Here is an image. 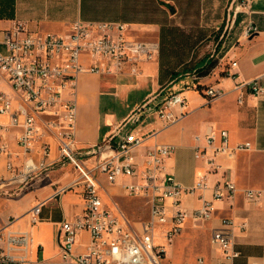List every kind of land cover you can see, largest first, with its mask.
Returning <instances> with one entry per match:
<instances>
[{"label":"crops","instance_id":"1","mask_svg":"<svg viewBox=\"0 0 264 264\" xmlns=\"http://www.w3.org/2000/svg\"><path fill=\"white\" fill-rule=\"evenodd\" d=\"M229 2L230 0H0V7L11 13L9 18H0V40L4 31L16 21L26 23L33 30L67 34L71 24L77 20H109L128 23V32L132 38L158 40L163 44L159 57L140 63L138 73H81L75 98L78 105L76 131L79 147L104 142L136 111L132 110L140 106L146 112L140 121L142 117L149 120L141 126L139 121L133 127L134 132L147 139L140 148L141 152L155 142L173 143L176 151L178 148L181 151H175L167 165L174 168L176 177L184 184H192L203 174H206L211 185L217 180H231L236 184V191L232 195L225 191L226 195L221 199L213 198L211 188L203 192L216 205V213L209 220H196L192 216L193 209L202 203L199 194L183 197L182 204L188 217L182 233L166 248L168 252L165 264H200V257L204 259V264H216L223 257V252L211 244V232L213 228L223 226V218L234 221L226 229L233 231L235 247L240 251L238 261L241 264H264V202L256 205L244 194L246 188L264 189V96L257 97L247 92L243 102H239V90L235 88L237 80H249L264 74V0H252L250 12H229L231 16L228 13L227 20L230 16V22L227 23V29L224 25L225 28H222L223 31L214 40L209 51L193 59L200 43L211 36L208 31L215 32L224 23ZM249 23L258 29L248 35L246 26ZM179 35L186 37L182 40ZM179 48L186 50V56L179 53L178 57H172L170 52H181L177 50ZM191 60L195 61L194 69L175 83L174 80L169 81L173 70L163 73L165 66H187ZM233 60L238 62L235 67L231 66ZM227 69L236 72L237 78L227 75ZM194 71L199 75L195 81V73L192 74ZM107 75H115L117 83L126 90L135 89L138 92L133 97L131 94L127 96L129 100L133 98V102L122 115L111 110L103 114L104 85L109 87L112 83L105 81ZM186 75L193 77L192 86L184 88L186 104L183 108L174 107L176 114L181 110L185 113L166 126L155 108L171 91L182 90L184 83L191 81L184 77ZM2 78L6 85L0 91L10 92L8 82L3 76ZM181 78H186L184 83H181ZM211 85L223 89V95L211 99L206 93V88ZM166 89L170 91L167 92ZM156 100L158 102L155 105H150ZM148 101L150 102L146 104ZM7 120L9 119L5 116L1 118L2 122ZM222 129L228 131L229 146L249 141L251 147L237 150L233 157L220 154L217 162L221 168L219 172H212L205 160L195 156V151L197 147L202 148L207 144L209 130L216 133L215 143H221L219 131ZM17 132L12 127L6 132L9 148L14 153L10 156L5 153L0 157V178L3 181L10 177L6 167L10 159L16 169L23 168L24 157L16 154L21 152L16 141ZM50 141L51 157L55 158L58 147L52 138ZM183 149L190 151V163L183 156ZM35 157L38 158L36 153ZM79 178L73 164L57 163L44 174L30 179L28 184L9 183L6 186L9 192H0V227L8 224L9 228L27 231L32 236L28 261L6 264H68L61 255L59 228L63 220H72L82 212L83 185L63 192L58 189ZM126 178L131 179L126 176L114 185L102 177L106 187L103 197L110 202L107 201L108 204L116 203L109 193L112 190L124 191L121 184ZM40 201H43L40 218L33 223L30 209ZM245 222L244 228L242 224ZM161 231L162 228L158 231L160 236ZM88 240V232L80 233L74 247L75 252L83 251ZM163 240L160 237L158 242Z\"/></svg>","mask_w":264,"mask_h":264},{"label":"built area","instance_id":"2","mask_svg":"<svg viewBox=\"0 0 264 264\" xmlns=\"http://www.w3.org/2000/svg\"><path fill=\"white\" fill-rule=\"evenodd\" d=\"M251 3L252 0H235L234 14L250 12ZM71 25L67 34H60L33 30L26 23L16 21L0 40L4 45V50H0V74L11 88L10 92L0 91V157L14 153L6 135L10 127L18 130L16 141L21 152L16 154L24 157L20 170L11 159L8 161L10 177L4 181L0 178V192H9L6 189L9 183L28 184L30 179L57 163H71L80 178L58 191L82 184L84 207L74 219L63 220L59 228L60 251L68 264H165L166 248L182 233L188 217L183 197L199 194L202 203L193 209L192 216L196 220H209L216 213V205L203 192L211 188L213 198L221 199L225 191L232 195L236 184L231 180H217L211 185L206 174L198 176L192 184H184L176 177L174 168L167 165L176 151L173 143L155 142L141 152L147 139L133 131L142 116L140 106L128 118L133 126L125 133H120L122 125L104 142L79 147L75 94L80 74L138 73L140 63L159 57L161 45L158 40L132 38L129 24L122 21L77 20ZM257 29L249 23L246 33L249 35ZM237 65V60L231 62V66ZM226 71L227 75L237 78L236 72ZM198 76L195 71L193 80ZM235 88L239 90V102H243L247 92L263 97L264 74L237 80ZM206 93L214 99L223 95V89L211 85ZM185 104L182 90L173 91L155 111L168 126L185 113L181 110L176 114L174 107L183 108ZM3 116L9 120L2 122ZM118 134L119 139L114 142ZM219 136L222 141L216 144V133L209 130L207 144L195 151V156L205 160L212 172H219L221 168L217 162L220 154L233 157L237 150L251 147L249 141L229 146L226 129L220 130ZM51 138L58 147L55 158L51 157ZM126 176L132 181L122 182L123 190L128 196L145 200L150 211L147 219L131 220L117 203L108 204L103 197L106 187L102 177L115 185ZM244 194L256 205L264 202L262 188H246ZM42 204L40 201L30 209L33 223L40 218ZM222 221V227L212 229L210 239L223 252L216 264H241L233 231L226 229L234 221L230 218ZM245 226L246 222L242 224ZM161 228L162 236L158 232ZM85 231L89 240L84 250L76 253L77 239ZM160 237L163 242H158ZM31 242L32 236L27 231H17L8 224L0 227V262L28 261ZM198 261L205 262L202 257Z\"/></svg>","mask_w":264,"mask_h":264},{"label":"rangeland","instance_id":"3","mask_svg":"<svg viewBox=\"0 0 264 264\" xmlns=\"http://www.w3.org/2000/svg\"><path fill=\"white\" fill-rule=\"evenodd\" d=\"M231 4H232V1L230 0V2L227 4V7H226V15H225L224 23L222 25H219L217 31H215V32H212L210 30L208 31V34L210 33L211 36L206 37V39L200 43V45L198 46V49H196V52L194 54L193 59L197 58L199 56H203L206 52H208L209 49L213 46L214 40L216 41L219 38L220 33L223 31L222 28L224 27V25L226 26L227 23L230 22V16H231L230 13L231 14L234 13L233 10H234L235 2L232 5V7H231ZM228 13L230 16L227 20ZM1 26L2 25L0 24V27ZM212 29H214V28H212ZM1 35H2V33L0 31V37H1ZM178 37L180 39L184 40L186 36L179 35ZM160 45L162 47L163 44L160 43ZM0 50H2V51L4 50V45L2 43H0ZM177 50H180L181 52H176V51L170 52L173 54L172 57H178L179 53H181L183 56H186V50H184V49L182 50L180 48ZM160 53H161V50H160ZM193 62H195V61L191 60L190 63H187V66L183 65V66H179L177 68H173L171 66H167V67L165 66L163 68V73L166 74L167 70H176V72H178V71L181 72L180 74L176 75L174 78L170 77V79L173 78L174 81L173 80L172 81L175 83L176 81H178V78L182 77L185 73H188L189 71H192L194 69V67H193L194 63ZM199 69H197V70H199ZM193 73H195V71ZM184 77H187V79H190L191 81L189 83H184L185 82L184 80H186V78L185 79L181 78L182 79L181 83H184V87H182V93L186 91L184 88L187 85L192 86V83H193L192 82L193 77L187 76V75ZM117 79L118 78L115 75H107V77H106L105 81L112 82V83L109 84V87L104 85V93L102 95L103 114H104V112L111 110V111L117 112L119 115H122V113L124 111H126V109L130 108L129 106L133 102V100H132L133 98L129 100V98L127 96H129V94H131V97H133V96L138 94V92L135 89L126 90V88L123 85H120L117 83ZM169 81H171V80H169ZM4 82L5 81H3L2 75L0 74V88L5 87L6 84ZM166 91L169 92L170 89H166ZM157 102H158V100H156L155 102H152L150 105H155ZM135 110H137V107L134 108V110H132V112H134ZM145 114H146V112L142 110L141 115L144 116ZM128 117L126 120H124L121 123L120 126L123 125V128L120 131V133H125L127 130H129L132 127L133 124L131 122L127 121ZM148 121H149L148 119H146L145 117H142V120L139 122L140 123L139 126H141L142 124L148 123ZM102 122H104L103 119H102ZM120 126H118V128ZM119 136H120V134H118L116 136V139L114 140V142L118 141ZM180 151H181V148H178L176 152H180ZM183 156H185L187 162L190 163V157H192V156H190V151L189 150L186 151L185 149H183ZM126 181H132V179L126 178ZM109 195H111V197L114 199V201L119 204V206L122 208V210L128 215L129 219H131V220H143V219L148 218L149 207L143 199L128 196L127 194L124 193V191L120 192L119 190H112V193L110 192ZM108 203H110V202L108 201ZM0 264H6V263L0 262Z\"/></svg>","mask_w":264,"mask_h":264},{"label":"trees","instance_id":"4","mask_svg":"<svg viewBox=\"0 0 264 264\" xmlns=\"http://www.w3.org/2000/svg\"><path fill=\"white\" fill-rule=\"evenodd\" d=\"M10 15H11V13H9V12L7 13L6 11H4L3 7H0V18H2V17H8L9 18V17H11ZM180 73L181 72H179V71L175 72V70H173L171 77L174 78L176 75H178ZM173 78L171 79V81L173 80Z\"/></svg>","mask_w":264,"mask_h":264},{"label":"water","instance_id":"5","mask_svg":"<svg viewBox=\"0 0 264 264\" xmlns=\"http://www.w3.org/2000/svg\"><path fill=\"white\" fill-rule=\"evenodd\" d=\"M234 2H235V0H232L231 7H232V5L234 4ZM230 9H231V8H230ZM227 27H228V24L226 25V29H227ZM149 102H150V101H148L146 104H148ZM146 104H145V105H146ZM145 105H144V106H145Z\"/></svg>","mask_w":264,"mask_h":264}]
</instances>
